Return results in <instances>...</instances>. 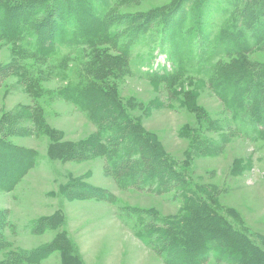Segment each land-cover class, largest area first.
<instances>
[{"label": "rangeland", "instance_id": "rangeland-1", "mask_svg": "<svg viewBox=\"0 0 264 264\" xmlns=\"http://www.w3.org/2000/svg\"><path fill=\"white\" fill-rule=\"evenodd\" d=\"M230 4L119 0L110 9L126 20L117 24V42H131L128 59L111 45L40 57L14 33L0 40V71H7L0 155L31 151L36 161L15 189L0 188V264H166L142 239L150 219L178 223L189 206L206 202L264 246V135L255 133L252 118L241 121L229 111L200 58L206 46L200 22L215 33L218 19L241 13ZM140 22L149 29L134 32ZM219 58L225 70L239 63L219 55L212 63ZM242 60L264 68V44ZM86 70L97 73L93 88L104 102L139 127L162 168L177 173L166 193L118 186L107 164L113 147L99 139L93 109L66 95ZM172 70L180 75L167 77ZM103 131L106 140L116 133Z\"/></svg>", "mask_w": 264, "mask_h": 264}, {"label": "trees", "instance_id": "trees-1", "mask_svg": "<svg viewBox=\"0 0 264 264\" xmlns=\"http://www.w3.org/2000/svg\"><path fill=\"white\" fill-rule=\"evenodd\" d=\"M109 1L35 0L15 5H8L5 1L0 4V40L11 38V33H14L26 48L34 50L40 57L57 56L63 49H68L71 55L80 48L111 45L128 59L131 42H117L121 34L117 24L121 21L126 23V20L115 18L110 9L118 6L119 0ZM228 1L231 3L228 8L236 7L242 11L218 19L220 25L215 33L207 29L205 22H200L201 37L206 45L202 53L205 55L200 58L211 65L206 70L213 76L211 86L227 103L229 111L241 121L252 118L257 125L253 127L255 133L264 135V68L255 69L242 60L264 44V0ZM216 2L221 3L222 0ZM221 9L225 16L223 9L226 8ZM200 18L205 21L202 16ZM136 21L129 22V25L134 27ZM146 24L140 22L133 31L144 32L149 29ZM9 27L12 28L8 30ZM215 55L233 56L239 63L225 70L221 58L212 63ZM6 73V70L0 71V86ZM94 73L92 70L84 71L78 76L77 86L68 89L66 95L83 110L93 109L94 120L100 127L99 139L113 147L107 156V164L118 186L123 190L152 191L155 188L157 193H166L177 173H169L162 168L158 153L148 146V140L139 127L124 116L120 107L104 102L108 100L105 94L93 88L96 86L91 78H95ZM179 75L175 70L167 77ZM163 77L167 78L166 75ZM105 128L116 131L107 140L102 134L108 133L103 131ZM4 151L12 153L10 148ZM14 151L16 158L0 155L2 190L15 189L36 164L34 152ZM229 219L214 210L211 203L206 202L202 207L192 205L178 223L150 219L148 231L142 239L166 264H209L211 261L217 264H264V246L233 224V218Z\"/></svg>", "mask_w": 264, "mask_h": 264}]
</instances>
